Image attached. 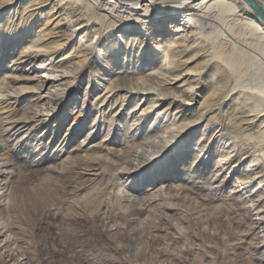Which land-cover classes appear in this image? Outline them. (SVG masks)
Returning <instances> with one entry per match:
<instances>
[{
  "label": "rangeland",
  "instance_id": "374dc122",
  "mask_svg": "<svg viewBox=\"0 0 264 264\" xmlns=\"http://www.w3.org/2000/svg\"><path fill=\"white\" fill-rule=\"evenodd\" d=\"M32 2L34 3L33 0H23L0 13V46L7 40L4 46L7 47L5 53L0 55V80L11 81L10 86H14L12 77H20L32 71L34 73L31 75L40 74L44 70L32 68L31 61L16 69L17 64L15 65L14 61L34 43L41 40L46 43L43 40L46 38H49V41L55 40L45 34L47 24L52 23V27L62 17V27L70 32L74 28L73 20L78 17L71 15L68 17L69 15L63 13L56 19L60 15L56 10L61 0H46L44 3L47 4L40 7L38 5V8L31 12ZM90 4L93 8L96 7L93 2ZM102 13L107 14L106 11ZM95 28L93 26L91 31L89 30L92 34L91 39H94ZM122 34L130 36L131 33ZM23 35L26 41L18 40ZM83 36L81 33L77 34L70 45H65L56 56H53V60L57 62L67 53L74 52L77 57L73 66L82 65L80 60L84 59L83 51L76 49L84 47L88 52L91 48V40L85 41ZM166 36L168 37L167 34H155L151 44L153 51L156 50L158 42L167 38ZM81 38L83 41L79 42ZM63 43L64 41L60 42ZM54 45L57 46L56 43L51 46ZM103 48L105 47L99 46L96 53H104ZM101 55L103 58L104 54ZM161 56L159 53L157 59L151 61L150 65L143 64L137 57L132 60L124 54L117 59L104 61V58H101L100 65L96 62L93 66L88 65L78 85V97L71 96V101L63 103L55 116L39 117L48 122L33 121L29 128L35 126V129L20 131L9 138L7 143L3 142L6 147L0 153V164L6 162L9 165L4 166L0 174V230L5 226L4 229L8 231L0 236V244L4 243V247H0V264H16L18 258L21 262L23 249H29L31 264H264V247L261 246L264 225L256 224V210L249 204L247 194L242 193L238 197L233 193L235 179L231 181L232 183L224 185V177L217 174L219 163L216 161L219 158L215 150L219 147V142L217 141L215 149L210 151L211 161L209 159L207 162V159L202 164L194 162L197 153V150H194L197 147L196 143L203 136L209 138L210 142L214 137L211 133H214L215 128L206 131L199 128L192 146L189 149L185 148L180 159L175 157L174 153L178 152V148L171 146L169 141L164 142L165 139H169L167 136L169 137L171 133L170 130H165L166 122L164 125L161 123L151 126L155 113L144 127L138 130L140 125L138 116L134 119L130 112L140 101L141 95L128 96L123 101L122 98L124 99L126 95L123 93L106 105H101L98 96L122 71L137 68L146 71L150 66L159 63ZM43 59L46 57L37 59L34 66L39 68L38 64L43 62ZM113 62H116L114 68ZM5 74L10 77L3 78ZM92 85L96 90L88 94ZM17 86L25 84L20 83ZM207 91L208 89L198 93L202 96ZM172 92L170 91V94L177 97V102L182 100L179 97L180 93ZM30 98L32 96L29 94L19 100L18 104L14 105L19 109L14 111L12 116H24L26 109L29 110ZM201 101L202 98L196 106ZM141 102L138 107L141 106ZM168 104L169 100L163 102L159 109ZM42 105L47 113L48 109H51L49 106L54 104ZM82 106H89L92 110L85 118L81 117L79 112L75 113ZM116 111L122 115L118 121L116 118L120 115H115ZM175 111L174 106L167 117L168 121ZM51 112L54 114L55 110ZM95 119L101 123L102 128L99 132L95 131L93 125ZM111 120L119 130L115 132V128L111 126L110 134L107 135ZM180 120L177 119L178 124L183 121ZM203 121L201 128L207 119ZM126 123H131L132 127L130 129L125 127ZM74 126L77 130L83 127V132L72 136L68 134ZM3 127L7 128L8 125L0 121V137L4 139L6 137L1 136ZM57 128L58 133L55 134L54 130ZM92 128L93 137L81 154L87 155L97 150L96 154L102 155L93 164L83 163V166L92 165L95 171H89L97 175L74 174L73 178L56 173L51 176L46 168L58 165L63 158L71 155L74 149L79 147L84 135ZM105 137L109 140L102 141ZM182 142L184 144V140ZM61 144L60 148L63 149H57ZM127 156L135 165L149 162L151 165L157 158L153 162L164 167V171L162 170L163 173L152 180L146 175L150 167H146L147 169L141 172L143 175L139 173L136 178L121 176L119 182L128 179L130 183L129 186L124 185L120 189L117 171ZM117 163H122L120 168ZM241 171H244V167H241ZM50 177L52 180L62 181L64 194L60 195L58 191L51 193L47 198V206L37 213V218L34 221H25L27 215L21 211V205L19 206L23 187L39 185ZM49 204H53L54 208L50 209ZM252 217L254 219L251 220ZM8 251L12 256H7Z\"/></svg>",
  "mask_w": 264,
  "mask_h": 264
},
{
  "label": "bare ground",
  "instance_id": "6f19581e",
  "mask_svg": "<svg viewBox=\"0 0 264 264\" xmlns=\"http://www.w3.org/2000/svg\"><path fill=\"white\" fill-rule=\"evenodd\" d=\"M33 1L34 3L32 2L33 4L30 5L33 6L30 9L31 12L47 4L44 3L46 0H43V3L42 0ZM256 1L264 9V0ZM21 2L23 0H0V13L9 6L13 7ZM91 2L95 4V8L91 6ZM52 11L54 12V10ZM56 11L60 13L56 19L63 13L69 15L68 17L70 15L78 16L73 20L74 28L70 32L64 30L63 22H61L62 17L52 27V23H48L45 34L55 40L49 41V38H46L47 40L43 39L46 43L42 40L39 43H34L14 61V64H17L16 69L31 61L33 62L32 68L44 70L40 74L31 75L34 73L32 71L20 77H12L14 86H10L11 81L6 79L10 75L5 74L3 78L6 80H0V121L4 125H8L7 128H2L1 136L6 138L0 137V153L5 150L4 143H7L9 138L20 131L35 129V126L29 128L33 121L48 122V120H42L39 117L55 116L63 103L67 104L69 100L71 101V96L78 97V85H80L88 65L93 66L94 62L100 65L103 58L104 61L112 58L117 59L122 54L132 60L137 57L143 64L150 65V62L157 59V55L160 53L162 54L160 62L150 66L148 70L141 71L139 68L124 70L114 78L112 83L109 82L110 84L105 87V90L100 95L98 94V98L102 102L100 104L106 105L114 97L123 93L126 94L124 99L122 98L123 101L128 96L141 95L140 101L130 112L134 119L138 116L140 121L138 130L142 129L151 115L155 113L151 126L161 123L164 125L166 122L165 130L168 129L171 133L169 137L167 136L169 139H165L164 142L169 141L171 146L178 148V152H174L177 158L183 155L185 148L189 149L192 146L199 128L202 131L215 128L214 133H211L214 135L212 141L209 142V138L203 136L196 143L197 147L194 150H197V153L194 162L202 164L207 159L209 162L210 151L215 149V143L218 141L219 147L215 150L219 158L216 161L219 163L216 169L217 174L224 177V185L232 183L231 181L235 179L233 193L238 197L242 193L247 194L249 204L256 210V224L264 225V20L254 9L245 0H61ZM103 11H106L107 14H103ZM76 24L79 26H75ZM93 26L96 27L95 36L94 39H91L90 29ZM125 32L131 33L130 36H123L122 33ZM79 33L84 35L85 41L91 40V48L88 52L84 47L76 49V51H83L84 59L80 60L82 65L73 66L76 62L75 57H77L74 52L67 53L55 62L53 56H56L65 45H70ZM156 33L167 34L168 37L160 40L156 45V50L153 51L151 44ZM96 36L97 39H95ZM18 40L26 41V37L20 36ZM105 40L106 42H104ZM6 41L1 43L0 55L5 53ZM61 41L64 43L60 44ZM81 41H83L82 38L79 42ZM54 43L57 46H51ZM99 46L105 47L103 48L104 53H101L104 54L103 58L100 53H96ZM41 57H46V59H43L37 68L34 66L35 62ZM47 59L49 62H45ZM112 66L114 68L116 62H113ZM20 83L25 86H17ZM206 89L208 91L204 95L201 96L198 93L204 92ZM95 90V86L92 85L88 94ZM170 91L180 93L179 97L182 100L177 102V97H173L174 94L171 96ZM29 94L32 98H30L29 110L26 109V114L22 117L12 116L13 112L19 109L14 105H17L19 100ZM200 98L202 101L196 106ZM142 100L143 102H141ZM168 100L169 104L159 109L161 104ZM140 102L141 106L138 107ZM47 103L54 105H50L51 109H48L49 112L46 113L42 104ZM143 105L145 106L143 107ZM174 106L176 111L168 121L167 117L171 114ZM53 107L54 109H52ZM50 110H55V113L52 114ZM78 112L81 117L85 118L92 110L89 106H82L75 113ZM115 113L117 116L120 115L117 114V111ZM119 118H122V115L116 118V121ZM178 118L183 120H180V124H178ZM205 118L207 121L201 128ZM113 120L109 123L107 135L110 134L111 126L117 132V125L115 127ZM99 122L97 119L93 122L97 132L102 128ZM131 125V123H126L125 127L130 129ZM83 130V127L77 130L74 126L68 134L77 135ZM92 131H94L93 128L84 135L79 147L74 149V152L79 153L72 152L58 165L46 168L51 176L56 173L73 178L74 174L97 175L90 173L95 171L92 165L83 166V163L93 164L102 155L96 154L97 150L91 154H81L93 137ZM54 133H58V128L54 130ZM202 133L205 134V132ZM215 139L217 140L215 141ZM108 140L109 138L105 137L102 141ZM61 146L62 144L57 149H63V147L60 148ZM130 159L128 157L123 162L126 166L117 163L119 168L122 165L117 171L119 173L117 182L120 189L124 185L129 186L130 183L128 179L119 182L121 176L122 178L124 176L136 178L139 173L150 167L147 169L146 175L152 180L164 171V167L154 163L157 158L153 160L154 162L152 161L151 165L150 162L149 164L135 165ZM6 165L9 164L6 162L0 164V174ZM241 167H244V171H241ZM62 184L61 180H52L50 177L40 182L39 185L30 188L24 186L19 206L21 205V211L27 215L25 221H34L37 218V213L47 206V198L51 193L58 191L60 195L64 194ZM210 186L212 187V185ZM219 189L221 188L219 187ZM49 207L50 209L54 208V205L49 204ZM238 209L240 210V208ZM252 219L254 218L252 217ZM4 227L0 230V236L5 235L8 231ZM261 239V246L264 247V234ZM0 247H4V243H1ZM9 251L7 256H12ZM21 255L23 262H19L18 258L16 264H31L29 249H23Z\"/></svg>",
  "mask_w": 264,
  "mask_h": 264
},
{
  "label": "water",
  "instance_id": "95a60500",
  "mask_svg": "<svg viewBox=\"0 0 264 264\" xmlns=\"http://www.w3.org/2000/svg\"><path fill=\"white\" fill-rule=\"evenodd\" d=\"M249 6L264 20V9L256 0H245Z\"/></svg>",
  "mask_w": 264,
  "mask_h": 264
}]
</instances>
